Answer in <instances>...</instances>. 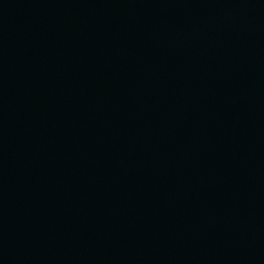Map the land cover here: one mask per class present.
I'll return each instance as SVG.
<instances>
[{"label":"water","instance_id":"1","mask_svg":"<svg viewBox=\"0 0 264 264\" xmlns=\"http://www.w3.org/2000/svg\"><path fill=\"white\" fill-rule=\"evenodd\" d=\"M0 264H264V0H0Z\"/></svg>","mask_w":264,"mask_h":264}]
</instances>
